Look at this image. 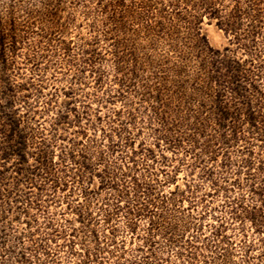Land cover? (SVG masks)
<instances>
[{
  "label": "rangeland",
  "instance_id": "obj_1",
  "mask_svg": "<svg viewBox=\"0 0 264 264\" xmlns=\"http://www.w3.org/2000/svg\"><path fill=\"white\" fill-rule=\"evenodd\" d=\"M41 1L0 0V264H264V0Z\"/></svg>",
  "mask_w": 264,
  "mask_h": 264
},
{
  "label": "trees",
  "instance_id": "obj_2",
  "mask_svg": "<svg viewBox=\"0 0 264 264\" xmlns=\"http://www.w3.org/2000/svg\"><path fill=\"white\" fill-rule=\"evenodd\" d=\"M43 6L44 11H38L39 16L43 23L51 25L52 27L59 26V18L61 14V4L59 0H42L40 2ZM18 24L16 18L13 16L6 20L3 17V7L0 4V69L5 71L7 69V43H13L16 38V32ZM7 30V31H6ZM221 111V118L228 119L229 113L224 110ZM23 155V154H19ZM252 222H255V218H252Z\"/></svg>",
  "mask_w": 264,
  "mask_h": 264
}]
</instances>
